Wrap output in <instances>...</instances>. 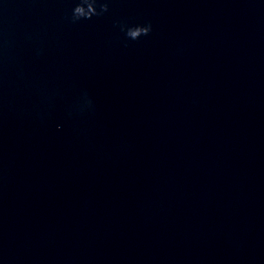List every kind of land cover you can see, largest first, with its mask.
<instances>
[{"label": "water", "instance_id": "1", "mask_svg": "<svg viewBox=\"0 0 264 264\" xmlns=\"http://www.w3.org/2000/svg\"><path fill=\"white\" fill-rule=\"evenodd\" d=\"M79 2L0 0V264H264V0Z\"/></svg>", "mask_w": 264, "mask_h": 264}, {"label": "clouds", "instance_id": "2", "mask_svg": "<svg viewBox=\"0 0 264 264\" xmlns=\"http://www.w3.org/2000/svg\"><path fill=\"white\" fill-rule=\"evenodd\" d=\"M97 9L99 10L97 11ZM108 10V2L97 3L96 0H80V2L72 8L71 15L68 19L70 23L75 24L80 21L90 20L93 17H100L107 13ZM113 27L119 29V32L123 34L126 41L133 42L139 40L141 37H147L152 31V24L150 22H146L142 25H129L124 20H117L114 21ZM92 108V101L89 99L88 94L83 92L67 112V116L71 119L74 114L83 115L92 111ZM57 130L59 131V125L57 126Z\"/></svg>", "mask_w": 264, "mask_h": 264}]
</instances>
